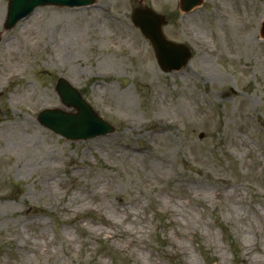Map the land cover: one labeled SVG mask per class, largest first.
Returning <instances> with one entry per match:
<instances>
[{"label":"rangeland","instance_id":"rangeland-1","mask_svg":"<svg viewBox=\"0 0 264 264\" xmlns=\"http://www.w3.org/2000/svg\"><path fill=\"white\" fill-rule=\"evenodd\" d=\"M0 264H264V0L38 6L4 29ZM165 15L191 58L163 71L131 22ZM58 77L114 131L68 140L37 114ZM231 238L234 242H231Z\"/></svg>","mask_w":264,"mask_h":264},{"label":"water","instance_id":"water-1","mask_svg":"<svg viewBox=\"0 0 264 264\" xmlns=\"http://www.w3.org/2000/svg\"><path fill=\"white\" fill-rule=\"evenodd\" d=\"M93 2L94 0H9L4 28L10 29L37 6H82ZM199 3L201 0H180L179 8L187 11ZM131 18L134 25L151 42L157 63L163 71L179 69L188 61L191 52L187 46L165 39L161 29L166 23L163 15L150 8L136 7ZM260 36L264 38V20L261 23ZM55 89L62 102L67 107H73L76 112L68 113L58 108L41 110L37 114L41 125L69 140H84L114 131V127L99 116L63 77L57 79Z\"/></svg>","mask_w":264,"mask_h":264},{"label":"trees","instance_id":"trees-1","mask_svg":"<svg viewBox=\"0 0 264 264\" xmlns=\"http://www.w3.org/2000/svg\"><path fill=\"white\" fill-rule=\"evenodd\" d=\"M231 242L233 243L234 242V240L231 238Z\"/></svg>","mask_w":264,"mask_h":264},{"label":"bare ground","instance_id":"bare-ground-1","mask_svg":"<svg viewBox=\"0 0 264 264\" xmlns=\"http://www.w3.org/2000/svg\"><path fill=\"white\" fill-rule=\"evenodd\" d=\"M154 2L157 1V0H153Z\"/></svg>","mask_w":264,"mask_h":264}]
</instances>
